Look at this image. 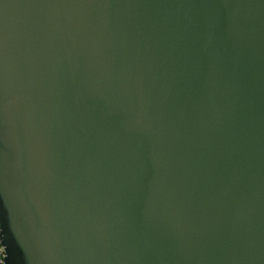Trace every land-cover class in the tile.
I'll list each match as a JSON object with an SVG mask.
<instances>
[{"label":"water","instance_id":"95a60500","mask_svg":"<svg viewBox=\"0 0 264 264\" xmlns=\"http://www.w3.org/2000/svg\"><path fill=\"white\" fill-rule=\"evenodd\" d=\"M2 264H264V0H0Z\"/></svg>","mask_w":264,"mask_h":264},{"label":"trees","instance_id":"16d2710c","mask_svg":"<svg viewBox=\"0 0 264 264\" xmlns=\"http://www.w3.org/2000/svg\"><path fill=\"white\" fill-rule=\"evenodd\" d=\"M2 260H3V251H2V248L0 246V264H2Z\"/></svg>","mask_w":264,"mask_h":264}]
</instances>
